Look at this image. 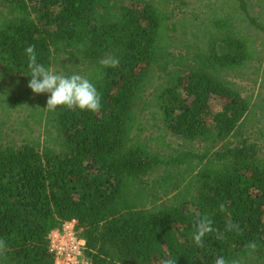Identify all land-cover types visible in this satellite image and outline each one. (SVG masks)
<instances>
[{
    "label": "trees",
    "instance_id": "obj_1",
    "mask_svg": "<svg viewBox=\"0 0 264 264\" xmlns=\"http://www.w3.org/2000/svg\"><path fill=\"white\" fill-rule=\"evenodd\" d=\"M184 7L185 0H0V264H53L48 235L72 220L91 264L169 256L176 264H215L218 256L264 264V116L252 115L228 77L251 55L228 20L213 22L207 50L167 52L163 32ZM28 45L46 67L87 76L101 109L48 110L50 94L27 86ZM108 54L118 67L99 64ZM147 111L168 133L143 135L139 115ZM12 113V134L26 135L19 143ZM169 134L179 144L168 143ZM201 214L223 240L212 232L203 248L194 243ZM229 221L240 231H226Z\"/></svg>",
    "mask_w": 264,
    "mask_h": 264
},
{
    "label": "rangeland",
    "instance_id": "obj_2",
    "mask_svg": "<svg viewBox=\"0 0 264 264\" xmlns=\"http://www.w3.org/2000/svg\"><path fill=\"white\" fill-rule=\"evenodd\" d=\"M243 1L247 6L249 17L264 27V0ZM185 2L184 14L172 16V22L169 23L168 29L163 32L162 43L167 52L174 55H185L198 50H207L213 45L212 39L208 45L210 35L214 38L216 33L213 29V22L218 20H228L230 24L232 22L234 35L244 41L251 55V60L245 64L244 68L234 73L228 72V77L234 83V88L242 96L250 99L251 104H253L252 115L255 117L264 116V104L261 101L264 96V32L258 31L249 23L250 21L239 9L238 0H185ZM155 4L160 5V3ZM215 45L219 47L220 43ZM155 77L156 75L152 77L150 83L156 89L159 88L161 82ZM5 85L0 78V88H5ZM137 111H140V106L137 107ZM15 112L17 113V111ZM16 113H12L14 125L10 128L11 136L19 143L22 141V136L26 135L24 133L12 134V130L17 126ZM18 116L20 118L22 114ZM139 117L144 136L168 133L165 126L151 111L140 114ZM253 133L257 134L256 129L253 130ZM166 141L171 144H179L180 142L178 138L170 134ZM262 145H264L263 142Z\"/></svg>",
    "mask_w": 264,
    "mask_h": 264
},
{
    "label": "clouds",
    "instance_id": "obj_3",
    "mask_svg": "<svg viewBox=\"0 0 264 264\" xmlns=\"http://www.w3.org/2000/svg\"><path fill=\"white\" fill-rule=\"evenodd\" d=\"M25 54L28 59L29 76L31 77L27 86L33 93L50 94L46 102L48 110L55 111L59 106L91 112H97L101 109V93L98 92L95 84L87 76L77 72L71 74L58 73L55 69L39 63L34 45H28L25 48ZM99 64L105 68H116L119 66L120 60L117 56L108 54L99 61ZM220 210L224 211L223 204L220 205ZM193 227L192 240L198 247H204V237L212 232L217 233L216 238L218 240L224 239V234L213 227V221L207 214L198 215L194 220ZM226 231L239 232L240 226L229 221L226 224ZM247 247L255 250L257 244L255 241H251ZM5 249L6 242L0 239V253ZM159 264H176V259L169 256L161 259ZM215 264H239V262L236 260L228 261L224 256H218L215 259Z\"/></svg>",
    "mask_w": 264,
    "mask_h": 264
},
{
    "label": "built area",
    "instance_id": "obj_4",
    "mask_svg": "<svg viewBox=\"0 0 264 264\" xmlns=\"http://www.w3.org/2000/svg\"><path fill=\"white\" fill-rule=\"evenodd\" d=\"M85 241L76 230V221L64 222L48 235L53 264H91L84 256Z\"/></svg>",
    "mask_w": 264,
    "mask_h": 264
}]
</instances>
